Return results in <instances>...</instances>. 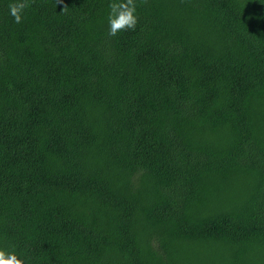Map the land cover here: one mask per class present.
<instances>
[{
	"label": "trees",
	"instance_id": "1",
	"mask_svg": "<svg viewBox=\"0 0 264 264\" xmlns=\"http://www.w3.org/2000/svg\"><path fill=\"white\" fill-rule=\"evenodd\" d=\"M0 0V248L25 264H264V0Z\"/></svg>",
	"mask_w": 264,
	"mask_h": 264
},
{
	"label": "clouds",
	"instance_id": "2",
	"mask_svg": "<svg viewBox=\"0 0 264 264\" xmlns=\"http://www.w3.org/2000/svg\"><path fill=\"white\" fill-rule=\"evenodd\" d=\"M141 2L146 4L147 0H141ZM30 7V0H13L8 8L14 23H22L24 13ZM137 7V0H110L108 4V35L115 37L122 31H134L138 23ZM0 264H25V260L15 250L7 251L0 248Z\"/></svg>",
	"mask_w": 264,
	"mask_h": 264
}]
</instances>
